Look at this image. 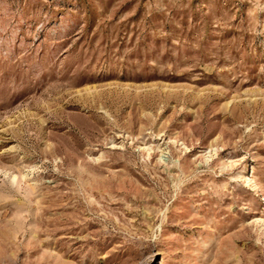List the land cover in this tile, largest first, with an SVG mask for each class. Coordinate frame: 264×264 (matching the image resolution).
I'll return each mask as SVG.
<instances>
[{"label": "rangeland", "instance_id": "1", "mask_svg": "<svg viewBox=\"0 0 264 264\" xmlns=\"http://www.w3.org/2000/svg\"><path fill=\"white\" fill-rule=\"evenodd\" d=\"M0 264H264V0H0Z\"/></svg>", "mask_w": 264, "mask_h": 264}]
</instances>
